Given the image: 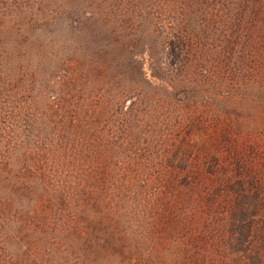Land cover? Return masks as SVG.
I'll return each instance as SVG.
<instances>
[{"label": "trees", "instance_id": "trees-1", "mask_svg": "<svg viewBox=\"0 0 264 264\" xmlns=\"http://www.w3.org/2000/svg\"><path fill=\"white\" fill-rule=\"evenodd\" d=\"M172 2L242 50L261 126L245 141L227 126L172 166L173 181L144 182L138 195V173L109 168L100 152L88 164L95 121L69 101L50 121L54 139L28 150L23 108L0 72V264H264V0Z\"/></svg>", "mask_w": 264, "mask_h": 264}, {"label": "rangeland", "instance_id": "rangeland-1", "mask_svg": "<svg viewBox=\"0 0 264 264\" xmlns=\"http://www.w3.org/2000/svg\"><path fill=\"white\" fill-rule=\"evenodd\" d=\"M203 22L172 0H0V72L23 108L27 149L48 146L69 101L75 117L107 120L92 123L88 164L100 152L109 168L138 173L139 195L144 182L173 181L172 166L227 126L245 141L261 120L242 50L222 53Z\"/></svg>", "mask_w": 264, "mask_h": 264}]
</instances>
